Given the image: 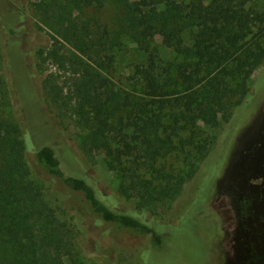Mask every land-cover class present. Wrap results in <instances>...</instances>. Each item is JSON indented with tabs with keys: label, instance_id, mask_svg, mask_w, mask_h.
<instances>
[{
	"label": "trees",
	"instance_id": "1",
	"mask_svg": "<svg viewBox=\"0 0 264 264\" xmlns=\"http://www.w3.org/2000/svg\"><path fill=\"white\" fill-rule=\"evenodd\" d=\"M247 2L172 1L158 10L154 0H44L37 10L54 32L51 48L37 55L73 69L67 101L54 74L43 77L40 90L33 84L42 58L29 62L23 47L34 29L30 0H0V264H85L75 257L76 239L99 224L149 236L144 251L162 247L163 227L191 213L196 191H204L200 179L184 208L166 220L162 214L173 208L199 166L188 160L177 170L162 160L178 149L206 158L214 142L198 132V123L216 126L229 100L241 106L250 70L264 63V14ZM107 5L114 9V28L101 21ZM188 29L191 45L184 39ZM123 35L146 56L134 71L140 96H121L104 73L114 58L109 51ZM158 36L186 58L173 75L169 66L158 70L152 47ZM63 42L69 54L60 52ZM67 116L86 130L69 158L46 143L54 132L67 134ZM184 132L190 136L181 140ZM38 135L44 139L35 142ZM95 151L118 175L120 193L136 198L135 215L100 197L87 174ZM210 199L207 193L203 202L208 206ZM107 252L95 246L89 257L102 259Z\"/></svg>",
	"mask_w": 264,
	"mask_h": 264
},
{
	"label": "rangeland",
	"instance_id": "2",
	"mask_svg": "<svg viewBox=\"0 0 264 264\" xmlns=\"http://www.w3.org/2000/svg\"><path fill=\"white\" fill-rule=\"evenodd\" d=\"M43 1L30 0L34 29L23 43L30 54L27 58L29 62L44 57V60H40L41 72H34L32 81L40 90L43 77L54 74L58 78V85L63 87L67 101H70L68 92L74 78L73 69L70 65L59 68L47 58V54L37 55L40 50L47 53L51 48L54 32L41 16L42 12L39 14L37 10ZM172 1L187 0H154L158 10L165 9ZM247 6L264 14V0H248ZM113 15V7L107 5L100 15L102 23L113 27ZM253 31L256 32L257 28L254 27ZM192 36L191 29L184 33L186 44H192ZM152 47L157 52L159 71L169 66L173 75L175 65L186 60L165 46L159 36L152 42ZM70 51V46L63 42L60 52L69 54ZM109 53L114 58L112 65L105 69V75L121 96L127 93L140 96L141 84L135 78L134 71L138 64L146 61V56L126 35L118 38L116 47L110 49ZM3 70L0 68V74ZM246 85L249 89L247 99L239 107L235 106V99L227 101L216 126L198 123V132L214 142L206 158L200 160L193 149L187 156L178 149L171 157L162 160L166 167L177 170L188 160L199 166L196 178L180 189V196L173 208L162 214L166 220L171 219L176 208L188 200L193 185L200 179L204 190L201 193L200 189L196 191L191 213L187 210L176 224L163 227L165 239L162 247L144 251L150 246L149 236L99 224L96 230L90 229L86 237L81 234L77 237L76 259L85 264H264V63L250 70ZM7 111L3 112L5 119L8 118ZM63 124L67 127V134L54 132L46 143L53 146L59 155L65 154L69 158L68 152H72L74 145L77 146L85 137L86 130L73 116H67ZM189 136V132H184L180 139L185 140ZM43 139L38 135L35 142ZM93 153L95 162L88 167L87 174L95 181L100 197L113 209L135 215L136 198L120 193V179L108 168L105 155L101 151ZM33 177H38L35 171ZM207 193L211 195L208 206L203 202ZM197 208H201L200 213H197ZM95 246L108 251L107 258H90L89 252Z\"/></svg>",
	"mask_w": 264,
	"mask_h": 264
}]
</instances>
